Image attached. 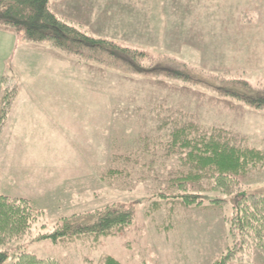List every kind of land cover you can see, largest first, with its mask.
Masks as SVG:
<instances>
[{
  "label": "rangeland",
  "instance_id": "1",
  "mask_svg": "<svg viewBox=\"0 0 264 264\" xmlns=\"http://www.w3.org/2000/svg\"><path fill=\"white\" fill-rule=\"evenodd\" d=\"M52 7L89 33L145 55L102 67L47 43L30 44L22 31L0 29V92L4 86L15 91L0 125V193L27 197L45 212L28 234L6 245L11 257L4 264H13L17 245L62 264H92L103 253L126 264H212L226 248L223 216L232 200L217 207L176 203L172 214L165 207L157 220L147 215V202L166 184L172 164L162 163L163 151L153 144L162 133L152 108L155 100H183L198 122L238 129L264 148V106L251 104L264 84V0H52ZM170 65L189 79L168 78L162 66ZM159 79L168 84H156ZM131 147L140 148L143 167L130 165L128 179H103L108 168L124 166L112 156ZM145 168L150 173L139 183ZM245 183L255 185L250 191L264 190V169ZM202 197L210 205L228 196L210 191ZM113 200L134 206L135 221L124 234L94 249L79 240L67 246L37 238L53 231L59 216ZM232 264H264V250Z\"/></svg>",
  "mask_w": 264,
  "mask_h": 264
},
{
  "label": "trees",
  "instance_id": "2",
  "mask_svg": "<svg viewBox=\"0 0 264 264\" xmlns=\"http://www.w3.org/2000/svg\"><path fill=\"white\" fill-rule=\"evenodd\" d=\"M0 29L22 31L23 37L31 44L47 43L64 54L78 57H75L77 61L101 63L102 67L112 60L134 62L145 55L142 50L122 46L115 40L95 36L82 29L71 18L57 13L52 7V0H0ZM162 68H167L168 78L189 79L188 74L175 70L171 65ZM159 80L161 83L157 80L154 82L158 85L168 84L167 80ZM183 89L188 88L184 86ZM2 91L0 125L15 94L13 88L10 90L5 86ZM224 101L225 106L231 107L229 100ZM183 104L185 102L179 99L169 105L155 100L152 108L158 120L156 128L162 133L161 138L152 142L163 151L162 163L168 164L171 160L172 164L168 167L170 176L166 184H160V188H156L151 195L155 198L147 202V215L156 217V213L165 207L172 214L176 203L217 207L232 200L230 213L223 216L226 225L228 223L226 248L214 258L212 264H232L233 261L250 259L257 249L264 250V190H248L255 185L245 183V179L264 169V148L249 142V136L238 129L198 122L197 114ZM251 104L264 106V84L251 99ZM128 152L127 155L116 153L112 156V162L123 161L124 166L108 168L102 174L103 179L111 181L115 176H128V179L134 171L130 165L139 169L143 167L145 163H139L141 158L136 155L141 153L140 148L131 147ZM156 157L155 149L151 161H156ZM145 170L137 176L139 183L150 173ZM134 185L128 188L133 189ZM210 191L228 197H214L207 205L202 194ZM128 204L113 200L93 210L63 214L53 221V231L41 232L37 238L52 237L54 241L67 246L79 240L94 249L105 238L120 236L129 230L135 221V210L134 206ZM44 213V209L35 206L27 197L0 193V242L4 245L0 248V264L11 257L6 245L28 234ZM164 220L171 221V216ZM168 223L161 224L163 230L170 227ZM46 227L47 223L44 222L43 228ZM16 250L13 264H62L57 257H41L23 250L20 245L16 246ZM90 261L92 264H126L109 253L101 254L96 262Z\"/></svg>",
  "mask_w": 264,
  "mask_h": 264
},
{
  "label": "crops",
  "instance_id": "3",
  "mask_svg": "<svg viewBox=\"0 0 264 264\" xmlns=\"http://www.w3.org/2000/svg\"><path fill=\"white\" fill-rule=\"evenodd\" d=\"M31 44V43H30ZM52 48V47H51ZM3 90V89H2ZM1 90V92H0V97H1V95H2V93H3V91Z\"/></svg>",
  "mask_w": 264,
  "mask_h": 264
}]
</instances>
